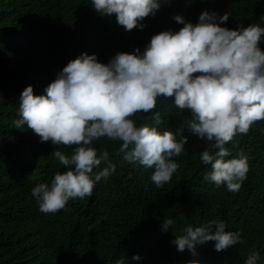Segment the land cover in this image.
Here are the masks:
<instances>
[{
    "label": "trees",
    "instance_id": "1",
    "mask_svg": "<svg viewBox=\"0 0 264 264\" xmlns=\"http://www.w3.org/2000/svg\"><path fill=\"white\" fill-rule=\"evenodd\" d=\"M90 3L0 0V264H116L118 259L125 264H243L253 250L264 260V119L226 144L233 154L242 150L249 163L241 188L230 192L204 179L210 171L199 159L205 142L187 130L190 113L177 109L171 98L158 97L154 109L131 117L138 125L151 123L158 111L161 130L185 127L187 151L173 157L179 167L169 182L157 188L150 179L153 169L125 162L120 142L101 137L93 144L109 152L115 172L102 178L92 195L69 199L56 212L39 210L32 187L66 170L52 151L68 154L73 146L41 142L26 125L15 127L26 86L42 94L56 73L82 52L95 53L106 63L118 51L143 50L153 34L182 27L173 19L176 14L195 23L204 10L228 12L225 24L236 28L259 22L264 13V0H160L156 14L141 21L142 29L125 30L115 14L101 15ZM165 217L174 224L162 231ZM212 219L224 220L226 230H239L244 243L216 251L215 242L208 241L193 255L171 242L186 225ZM134 254L141 259L133 260Z\"/></svg>",
    "mask_w": 264,
    "mask_h": 264
},
{
    "label": "clouds",
    "instance_id": "2",
    "mask_svg": "<svg viewBox=\"0 0 264 264\" xmlns=\"http://www.w3.org/2000/svg\"><path fill=\"white\" fill-rule=\"evenodd\" d=\"M90 4L101 15L115 14L125 30L142 29L141 21L161 6L160 0H91ZM173 19L182 27L153 34L143 50L118 51L106 63L95 53L82 52L56 73L42 94H34L32 85L22 90L15 127L26 125L41 142L73 146L68 154L58 148L52 151L66 170L31 189L41 212H56L69 199L92 195L95 185L115 172L109 152L93 144L101 137L120 142L118 151L125 162L153 169L150 179L160 188L179 167L173 157L187 151L186 127L205 142L199 159L210 171L204 179L230 192L241 188L249 171L248 157L242 150L233 154L226 144L264 119V13L259 22L236 28L226 26L228 12L204 10L195 23L180 14ZM158 97L171 98L177 109L190 113L183 129L161 130L158 111L152 113L151 123L138 125L131 118L154 109ZM173 224L165 217L161 230ZM226 229L222 219L188 224L171 242L178 251L187 249L193 255L208 241L215 242L216 251L244 243L239 230ZM132 259L141 257L134 254ZM116 264H125L124 259ZM243 264L264 260L253 250Z\"/></svg>",
    "mask_w": 264,
    "mask_h": 264
}]
</instances>
